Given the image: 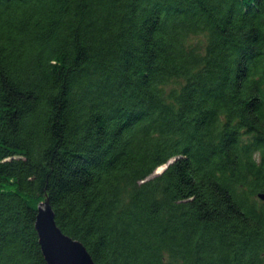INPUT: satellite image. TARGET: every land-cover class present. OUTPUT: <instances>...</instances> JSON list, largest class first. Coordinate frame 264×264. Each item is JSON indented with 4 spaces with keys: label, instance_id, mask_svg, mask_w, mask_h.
<instances>
[{
    "label": "trees",
    "instance_id": "16d2710c",
    "mask_svg": "<svg viewBox=\"0 0 264 264\" xmlns=\"http://www.w3.org/2000/svg\"><path fill=\"white\" fill-rule=\"evenodd\" d=\"M259 192L264 0H0V264H264Z\"/></svg>",
    "mask_w": 264,
    "mask_h": 264
},
{
    "label": "water",
    "instance_id": "95a60500",
    "mask_svg": "<svg viewBox=\"0 0 264 264\" xmlns=\"http://www.w3.org/2000/svg\"><path fill=\"white\" fill-rule=\"evenodd\" d=\"M172 162V161H170ZM170 162L150 177L163 172ZM258 197L264 201V192ZM43 254L48 264H95L86 246L65 234L57 225L55 212L49 199L39 205L35 223Z\"/></svg>",
    "mask_w": 264,
    "mask_h": 264
},
{
    "label": "clouds",
    "instance_id": "9594fccd",
    "mask_svg": "<svg viewBox=\"0 0 264 264\" xmlns=\"http://www.w3.org/2000/svg\"><path fill=\"white\" fill-rule=\"evenodd\" d=\"M218 121L221 124L227 123V115L224 112H221L218 114ZM261 157H262V150H256L251 153V159L254 163H256L258 166L261 164Z\"/></svg>",
    "mask_w": 264,
    "mask_h": 264
},
{
    "label": "rangeland",
    "instance_id": "374dc122",
    "mask_svg": "<svg viewBox=\"0 0 264 264\" xmlns=\"http://www.w3.org/2000/svg\"><path fill=\"white\" fill-rule=\"evenodd\" d=\"M163 168H164V166L158 168V169L156 170V172H158V171H162V170H160V169H163ZM156 172H155V173H156ZM155 173H154V174H155Z\"/></svg>",
    "mask_w": 264,
    "mask_h": 264
}]
</instances>
